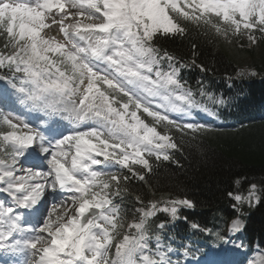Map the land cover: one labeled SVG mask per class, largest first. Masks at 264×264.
Returning a JSON list of instances; mask_svg holds the SVG:
<instances>
[{"label":"snow or ice","instance_id":"6c2138e0","mask_svg":"<svg viewBox=\"0 0 264 264\" xmlns=\"http://www.w3.org/2000/svg\"><path fill=\"white\" fill-rule=\"evenodd\" d=\"M180 18L226 43L264 40V0H0V193L11 200L0 202V252L15 264H173L165 229L195 203L137 195L131 217L123 203L131 180L149 184V158L182 150L172 133L190 143L219 131L191 117L215 116L208 104L225 101L203 87L206 101L196 99L180 77L186 65L159 47L185 33ZM257 74L245 66L236 77ZM17 103L43 113V128L14 115ZM228 195L239 211L264 188ZM243 227L237 217L228 230ZM248 264H264V250Z\"/></svg>","mask_w":264,"mask_h":264},{"label":"trees","instance_id":"16d2710c","mask_svg":"<svg viewBox=\"0 0 264 264\" xmlns=\"http://www.w3.org/2000/svg\"><path fill=\"white\" fill-rule=\"evenodd\" d=\"M193 28L183 39L164 42L163 48L189 60L186 72L190 76L205 73L206 85H223L224 89L231 85L230 91L240 99L241 106H247L251 119L247 123L239 120L236 126L242 132L215 134L188 143L178 168L168 166L154 173L146 178L149 184L130 185L127 196L133 200L140 195L144 201L161 195L186 197L202 213L200 220L204 223L215 218L213 210L223 209L234 181L254 180L264 188V125L251 124L264 118V40L257 36L260 42L249 47L246 38H233L232 43H226L205 26ZM201 65L206 71H201ZM245 66L258 74L237 78V71ZM249 224V236L260 238L264 245V202L255 210Z\"/></svg>","mask_w":264,"mask_h":264},{"label":"bare ground","instance_id":"6f19581e","mask_svg":"<svg viewBox=\"0 0 264 264\" xmlns=\"http://www.w3.org/2000/svg\"><path fill=\"white\" fill-rule=\"evenodd\" d=\"M46 31H48V30H46ZM49 34H50V35H55V33H54V32H50Z\"/></svg>","mask_w":264,"mask_h":264}]
</instances>
